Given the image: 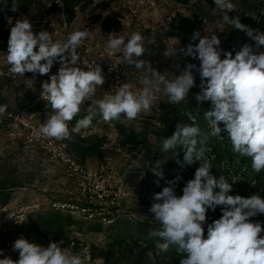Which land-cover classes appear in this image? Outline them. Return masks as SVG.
Here are the masks:
<instances>
[{"label":"clouds","instance_id":"1","mask_svg":"<svg viewBox=\"0 0 264 264\" xmlns=\"http://www.w3.org/2000/svg\"><path fill=\"white\" fill-rule=\"evenodd\" d=\"M215 8L223 13L222 19L230 28L245 32L255 41V50L244 45L235 56L224 51L221 40L214 34L201 35L199 30L192 34V41L185 47L166 48L164 57L176 55L199 60L185 65L183 70L168 79L152 67L145 54L144 38L140 32H133L127 39L109 34L106 52L108 57L122 55L123 62L144 72L139 91L133 85L122 83L115 94H106L95 100L99 113L106 123L113 120L130 122L142 113H151L157 94L163 92L168 102L179 105L188 99L190 90L196 87L193 74H199V93L195 95L198 104L211 102V110L204 112L212 135L220 138L227 132L232 151L240 157L251 159L254 172L264 170V33L257 34L240 22V17L230 16L235 11L232 0H213ZM12 11L18 4L11 5ZM92 38L87 29L75 30L64 39H53L47 30L34 31L32 23L23 17L16 20L10 29L7 41V62L10 72L24 77L25 73L46 75L55 62L60 63L58 73L50 77V82L42 83L41 98L48 108L45 122L40 124L36 135L55 140L71 139L72 134L91 126L94 115L77 121L73 128L69 122L80 112L81 105L95 96L97 88L105 83L103 69L97 61L87 64L86 70L75 67L79 60L77 51L85 40ZM223 55V59L221 58ZM43 61V63H42ZM162 86V87H161ZM7 105H0V114ZM223 123L222 129L219 125ZM207 136L199 126L177 124L174 133L161 141V152L182 147L183 159H176L180 169L198 162L194 178L186 182L182 195L175 191L182 179L177 174L174 179L165 181L162 191L154 194V203L149 211L159 229L150 235L158 237L156 248L168 252L172 246L182 255L180 264H264V226L251 218L264 214V198L259 194L249 197L230 194L233 184L220 175L212 174V164L206 152ZM199 145V147H198ZM164 159L144 165L153 174L164 179L162 165ZM145 173L142 171L141 175ZM159 184V180L156 181ZM222 206V215L211 223L207 221L209 209L215 211ZM207 225V238L204 225ZM12 250L18 252V260L10 256L0 259V264H84L79 254H69L64 250L62 240L51 241L47 247L30 242L24 237L15 240ZM0 250V256H3Z\"/></svg>","mask_w":264,"mask_h":264},{"label":"rangeland","instance_id":"2","mask_svg":"<svg viewBox=\"0 0 264 264\" xmlns=\"http://www.w3.org/2000/svg\"><path fill=\"white\" fill-rule=\"evenodd\" d=\"M196 1L190 0L191 3ZM41 3L42 6L38 11L25 14L19 8L15 12L8 9L6 0H0V12H8L10 16L7 28L11 29L16 20L26 17L33 28L42 29L40 20L45 17L58 19L64 10L60 0H41ZM107 7L106 2L96 4V0H82L78 6L79 10H76L78 12L75 25L79 30H83L81 26L85 27L87 21L91 19L99 21L100 18L105 17ZM167 10L168 13L171 12L169 15L174 11L178 19L189 17L191 14L189 5L179 4L176 0L174 6ZM168 13L167 11L160 13L158 23H148V28L140 32L146 49L142 58L148 59L152 67L166 78L173 79L186 64L193 63L199 66L200 62L192 57L176 55L174 59L176 65L172 66L170 58L163 56L162 53L166 48L185 47L190 43L181 46L178 34L172 35L171 33H174L172 30L168 33L170 29L167 30ZM205 13H207L206 18L196 31L199 30L201 35L216 34L221 40L220 47L227 51L228 38L232 33L222 19L223 13L215 7L212 10L206 8ZM170 34L172 36H167ZM221 58H224L223 55ZM60 66L59 62H55L51 69L55 67L59 69ZM2 67L4 63L0 57V68ZM193 74L195 78L199 77L195 70ZM141 77L144 78L142 70L130 76L129 82L133 85V89L140 90L143 87L140 83ZM14 81L0 78V105H7L6 112L0 114V186L7 185L6 192L11 193L7 206L18 208L31 202L46 204L55 201L72 202L80 209H84L90 206L91 200L95 199L93 211L104 213L105 210L110 211L111 207L116 205L119 207V212L115 214L121 217V221L116 226L108 222L86 220L81 210L71 215L68 212L50 209L47 204L42 205V209L29 217L28 235L30 242L47 247L54 240L55 235L51 233L43 237L41 232L31 228V223L51 215L55 218L69 216L72 224L67 225L65 231L74 243L64 248L67 253L79 254L84 264H128L132 259L129 254L117 253L112 256L110 263H107L103 256L121 223H130L126 233L127 237L133 235V238L137 236V231L148 228V225L158 226L149 211L152 203L155 202L154 194L158 193L155 188L158 177L153 174L150 167L144 165L152 164L158 159L166 161L168 159L169 151L161 152L157 133L167 127L166 117L174 104L168 102V97L163 92L158 93L151 113H142L137 119L124 123L121 122L124 120L121 116L118 125L113 122L106 123L97 106H81L77 114L81 119L89 115L90 109L96 114L91 126L76 134L82 137H96L102 142L106 153L103 160L88 159L82 164L85 165V169L76 170L60 158H55L53 152L45 149L47 139L32 134L28 128L31 124L38 129L46 119L48 111L46 104L32 102L43 81L36 78L28 88L23 79ZM130 133L137 137L136 142L128 140L126 135ZM60 141L64 142V140ZM56 142L58 143L59 140ZM63 154L77 159L68 148ZM142 171L145 173L143 176ZM232 179L234 182L235 178ZM238 186L239 188L235 186L230 194L244 196L250 192L246 190V184L241 183ZM256 220L264 226L262 214L256 216L253 221ZM78 223L83 224L82 229ZM204 228L207 235V226L204 225ZM133 240H130L131 243Z\"/></svg>","mask_w":264,"mask_h":264},{"label":"trees","instance_id":"3","mask_svg":"<svg viewBox=\"0 0 264 264\" xmlns=\"http://www.w3.org/2000/svg\"><path fill=\"white\" fill-rule=\"evenodd\" d=\"M82 0H61L64 6V12L67 15V20L71 23L76 17L75 8L79 6ZM179 4L189 5L190 16L186 18H179L172 24V35L175 33L180 37V45L187 44L188 42L195 44L196 41H192V34L196 31L199 24H202L203 19L206 18L205 9H214L215 5L213 0H197L191 3L190 0H176ZM18 4V8L25 14L31 13L33 11H38L42 6L41 0H6V5L8 9H11L12 3ZM235 5V11L230 13V16L240 17V22L257 34L264 33V0H232ZM8 12H0V52L7 54V41L10 34V29L7 28L9 21ZM227 25V24H226ZM231 35L228 38L229 47L227 51H231L233 56L239 51L244 45H250L255 50V41L250 38L245 32L238 31L230 28ZM34 31L38 32L42 29L33 28ZM260 51H264V46H261ZM43 63V61H42ZM6 79V78H5ZM9 80V79H8ZM196 87L190 90L188 99L181 102L179 105L174 104L167 115L166 119L168 121L167 127L160 130L157 133V142L161 149V141L164 138L170 137L177 124H191L199 126L201 132L207 136L206 155L212 164V174L217 178L223 175L229 183H232L235 178L236 183L233 184V188L241 183L246 184V190H250L244 197H249L253 194H259L264 198V170L260 173L253 171L251 167V159L247 157H240L232 151V146L227 138V132L222 131L221 135L224 138L213 136L212 129L210 128L207 120L204 118V112L211 110V102L205 101L203 104H198L195 100V95L199 93V83L200 78H195ZM80 116L76 115L71 122H69V128H73ZM114 124L118 125V120L112 121ZM222 129L224 128L223 123L219 125ZM129 141L136 142L137 137L134 135H126ZM65 144L67 148L71 150L72 154L77 158L81 164H84L88 159H98L103 160L105 158L106 151L103 149V144L96 137H82L76 133L72 134L71 139H65ZM199 147V145H198ZM176 150H169V156L161 167L164 173V179L159 180V184H155L157 192L162 191L163 187L166 186L165 181L168 179H174L177 174L182 176V179L177 183L175 187L176 194L178 196L182 195V189L186 182L194 178L195 169L199 166L198 162L194 165L188 166L185 169H180L176 164V159H183L184 150L182 147L177 149V156L175 157ZM232 174V175H231ZM231 175V176H230ZM229 178V179H228ZM237 184V185H236ZM0 207L6 206L11 198V193H7V185L0 186ZM245 190V191H246ZM251 193V194H250ZM222 206H218L215 211L211 209L207 212V221L211 223L215 219L220 218L222 212L220 211ZM111 210L113 212L118 211L119 207L112 206ZM263 224H264V214ZM255 217L251 218L254 220ZM121 221V217L117 216L112 223L116 226L118 222ZM71 218L65 217H54L53 215L49 217H44L38 221H33L31 223V228L39 231L43 234V237H47L49 234L53 233L55 235L54 242H59L62 240L63 247L67 248L74 243L73 240L67 235L65 227L71 225ZM80 229H82L83 224L78 223ZM111 225V226H112ZM206 225V224H205ZM130 223H121L119 229H117L116 235L112 239V243L109 245L106 254L103 256L107 263H110L112 256L117 253L129 254L130 261L128 264H180L182 255L176 251L175 246H172L168 252H160L156 248V243L158 237H153L150 235L151 231L159 228V225H148V228L140 229L137 231V236L133 238V235H128L126 231L129 229ZM207 226V225H206ZM152 228V229H151ZM100 230V229H99ZM206 232V231H205ZM206 234V233H205ZM204 238H207L205 235ZM131 239H134L131 243Z\"/></svg>","mask_w":264,"mask_h":264},{"label":"built area","instance_id":"4","mask_svg":"<svg viewBox=\"0 0 264 264\" xmlns=\"http://www.w3.org/2000/svg\"><path fill=\"white\" fill-rule=\"evenodd\" d=\"M105 2L108 4L106 13L104 15L105 17L100 18L99 21L91 19L87 21L85 27L83 25L81 26L83 30L87 29L90 33H92V38L85 40L82 46L77 50L79 52L80 58L77 64L74 66L86 70L87 64L97 61L101 65L103 69V75L105 76V83L101 86V88H97L94 97L85 100V102L81 105L83 107L97 106L94 104L95 100L103 99L106 94H115L116 89L122 83L131 84L129 82L130 76H133V74L138 71L135 67L127 66L123 62L121 54H117L112 57L107 56V36L109 34H114L123 36L125 39H127L133 32H144L143 30L148 28V23H158L160 21L158 18L159 14H162V12L165 11L168 13L169 11L167 9L173 7L175 4V0H96V4ZM76 10H79L78 6L75 8V12L77 13L78 11ZM170 13H168V17H166L168 23L167 30L170 28L168 33H170L172 30V24L178 20V15H176L174 11L172 15H169ZM76 19L77 18L75 17L74 20L69 23L67 20V15L63 10L58 19L55 17H45L39 22L43 25L42 30H47L48 32L52 33L53 39H64L73 31L79 30V27L75 25ZM167 36L172 35L170 34ZM152 44H154V41ZM0 54V57L4 63V67L0 68V78H6L11 81L23 79L25 82L23 83L27 85L28 88V85L31 84L28 80H33V73H25L24 77L17 74H12L9 70L10 65L6 59L7 54L4 52H0ZM170 61L172 66L176 65V62L175 60L173 61V58H170ZM57 68L58 67H55V69H50V72L46 75L36 74L34 80L38 78L43 82H50V77L58 73L59 69ZM141 79H143V77H141ZM134 90L139 91V89L136 88ZM41 92L42 85L36 91L35 98L32 100V102L35 104H46V102L41 98ZM9 116L11 117L12 115ZM28 128L32 131V134H36L37 129L35 126L29 124ZM46 139L47 142L45 144V149L49 152H53L55 158H60L62 161L66 162L70 167H73L76 170L79 168L85 169V165L79 163L77 160H75V158L63 154L67 149V144L60 140L57 143L56 140L52 138ZM110 198L112 199L111 196ZM46 204L31 202L28 204H23L18 208H11L7 205L0 207V250H2L4 254L3 256H0V259L4 258V256H10L13 260H18L19 254L18 252L12 250V245L14 244L15 240L20 237H24L30 241L28 235L29 217L32 215V213L42 209V205H46L48 208L53 210L68 212L71 215L75 214L77 211L80 212L81 210L86 220L98 221L101 223L108 222L112 224L116 219V216H118L115 214L118 213V211L113 212L111 209L110 211L105 210L104 213L93 211L95 208V199L91 200L90 206L88 205L84 209H80L79 206L72 202L50 201Z\"/></svg>","mask_w":264,"mask_h":264}]
</instances>
